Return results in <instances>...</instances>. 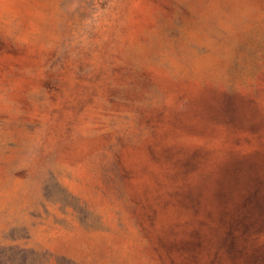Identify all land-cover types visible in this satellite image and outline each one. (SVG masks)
Returning a JSON list of instances; mask_svg holds the SVG:
<instances>
[{
    "label": "rangeland",
    "instance_id": "rangeland-1",
    "mask_svg": "<svg viewBox=\"0 0 264 264\" xmlns=\"http://www.w3.org/2000/svg\"><path fill=\"white\" fill-rule=\"evenodd\" d=\"M4 251L264 264V0H0Z\"/></svg>",
    "mask_w": 264,
    "mask_h": 264
},
{
    "label": "trees",
    "instance_id": "trees-1",
    "mask_svg": "<svg viewBox=\"0 0 264 264\" xmlns=\"http://www.w3.org/2000/svg\"><path fill=\"white\" fill-rule=\"evenodd\" d=\"M16 255L9 252H0V264H17Z\"/></svg>",
    "mask_w": 264,
    "mask_h": 264
}]
</instances>
